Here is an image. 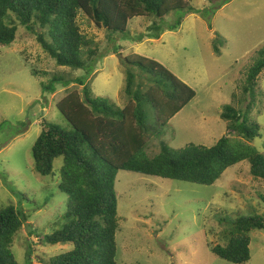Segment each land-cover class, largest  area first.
Segmentation results:
<instances>
[{"label": "rangeland", "instance_id": "obj_1", "mask_svg": "<svg viewBox=\"0 0 264 264\" xmlns=\"http://www.w3.org/2000/svg\"><path fill=\"white\" fill-rule=\"evenodd\" d=\"M188 1L197 11L186 14L179 28L163 32L157 39L138 41L150 20L137 17L128 25L127 35L117 39L123 56L135 52L154 58L197 93L170 119L163 136L150 143V157L160 152L161 141L176 149L189 144L209 147L227 134V122L219 113L226 104L246 109L251 97L244 93L243 85L258 51L264 48V0ZM177 18L178 14L171 13L165 23ZM77 21L83 32L105 41V30L84 14ZM16 24L15 41L0 45V208L14 204L27 213L12 250L23 264L31 246V263L41 264L38 260L73 246L47 244L43 239L61 228L67 209L68 195L58 187L62 157L54 160L52 174L44 176L34 169L31 149L43 120L68 127L57 102L74 87L82 89L57 83L56 91L50 93L43 84L53 72L73 76L86 72L57 65L37 42L36 34L18 21ZM217 36L220 54L214 51ZM120 58L118 53L100 57L88 80L94 95L123 107L127 97ZM256 91L250 115L260 125L261 136L250 143L264 152V70ZM147 110V122L153 125V109L147 105ZM115 195L120 224L117 264H234L214 254L211 245L226 243V220L264 214V179L250 173L247 159L229 166L212 185L119 170ZM250 235L251 258L244 264H264V229Z\"/></svg>", "mask_w": 264, "mask_h": 264}, {"label": "trees", "instance_id": "obj_2", "mask_svg": "<svg viewBox=\"0 0 264 264\" xmlns=\"http://www.w3.org/2000/svg\"><path fill=\"white\" fill-rule=\"evenodd\" d=\"M196 11L188 0H0V45L15 41L18 21L36 34L37 42L57 65L86 72L85 76L53 72L43 84L50 93L56 91L57 83L80 85L82 89L74 87L57 102L68 127L43 120L31 149L34 169L44 176L52 174L54 160L62 157L58 187L68 195L67 209L61 228L43 239L47 244L73 246L39 263L117 264L120 224L115 180L119 170L212 185L229 166L247 159L250 173L264 179V152L250 143L261 136V127L250 109L264 70V48L258 51L243 85L244 93L251 97L246 109L226 104L219 113L227 122V134L209 147L189 144L176 149L161 141L157 155L147 153L150 143L163 136L170 119L197 93L156 59L135 52L123 56L117 39L129 31L128 25L137 17L150 20L139 41L157 39L164 31L179 28L185 15ZM171 13L178 18L166 24ZM80 14L105 30L104 42L80 29ZM219 38L214 44L217 54ZM116 53L125 72L127 102L123 107L94 95L88 80L100 57ZM147 105L153 109V125L147 122ZM27 218V213L14 204L0 208V264H19L12 246ZM226 222V243L211 245V250L228 262L244 264L251 258L250 233L264 229V214L239 215ZM28 249L23 264H32V247Z\"/></svg>", "mask_w": 264, "mask_h": 264}, {"label": "crops", "instance_id": "obj_3", "mask_svg": "<svg viewBox=\"0 0 264 264\" xmlns=\"http://www.w3.org/2000/svg\"><path fill=\"white\" fill-rule=\"evenodd\" d=\"M168 31H169V30H167V31H164V32L166 33V32H168ZM162 34H163V33H162ZM160 36H161V35H160ZM152 39H154V38H152Z\"/></svg>", "mask_w": 264, "mask_h": 264}, {"label": "clouds", "instance_id": "obj_4", "mask_svg": "<svg viewBox=\"0 0 264 264\" xmlns=\"http://www.w3.org/2000/svg\"><path fill=\"white\" fill-rule=\"evenodd\" d=\"M126 104V103H125Z\"/></svg>", "mask_w": 264, "mask_h": 264}]
</instances>
